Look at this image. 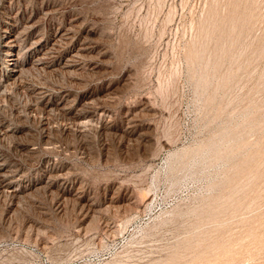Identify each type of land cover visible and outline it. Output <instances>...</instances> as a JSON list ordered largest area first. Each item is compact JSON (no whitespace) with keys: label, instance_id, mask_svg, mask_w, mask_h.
<instances>
[{"label":"rangeland","instance_id":"374dc122","mask_svg":"<svg viewBox=\"0 0 264 264\" xmlns=\"http://www.w3.org/2000/svg\"><path fill=\"white\" fill-rule=\"evenodd\" d=\"M263 70L264 0H0V264H264Z\"/></svg>","mask_w":264,"mask_h":264},{"label":"bare ground","instance_id":"6f19581e","mask_svg":"<svg viewBox=\"0 0 264 264\" xmlns=\"http://www.w3.org/2000/svg\"><path fill=\"white\" fill-rule=\"evenodd\" d=\"M235 9V8H234ZM19 10V9H18ZM24 11V10H23ZM10 17V16H9ZM227 18V17H226ZM237 18V16H236ZM214 20V19H213ZM25 21V20H24ZM51 23V22H50ZM67 23V22H66ZM74 24V23H73ZM13 25V24H12ZM62 25V24H61ZM21 26V25H20ZM23 26V25H22ZM39 26V25H38ZM41 26V24H40ZM69 26V25H68ZM228 26V25H227ZM59 27V26H58ZM20 28V27H19ZM4 29V28H3ZM58 29V28H57ZM65 30V29H64ZM6 31V30H5ZM13 31V30H12ZM85 33V32H84ZM34 34V33H33ZM54 35V34H53ZM61 35V34H60ZM78 35V34H77ZM207 35V34H206ZM23 36V35H22ZM32 36V35H31ZM44 36V35H43ZM89 36V35H88ZM62 37V36H60ZM62 40V39H60ZM209 40V39H208ZM48 41V40H47ZM244 41V40H243ZM25 42V41H24ZM88 42V41H87ZM6 43V42H5ZM16 43V36L13 35L11 36V38L8 40L7 42V46H6V53L7 55L11 54L12 52V48ZM49 43V42H48ZM200 43V42H199ZM249 43V42H248ZM51 44V43H50ZM93 45V44H92ZM21 47V46H20ZM40 47V46H39ZM17 48V47H16ZM49 48V47H48ZM66 48V47H65ZM90 49V48H89ZM18 50H19V47H18ZM25 50V49H24ZM81 50V49H80ZM50 51V50H49ZM76 51V50H75ZM74 51V52H75ZM84 51V50H83ZM20 52V51H19ZM30 52V51H29ZM220 52V51H219ZM46 53V52H45ZM81 53V52H80ZM88 53V52H86ZM209 53V52H208ZM212 53V52H211ZM44 54V53H43ZM70 54V53H69ZM238 54V53H237ZM53 55V54H52ZM37 57V56H36ZM71 57V56H70ZM10 58V57H9ZM40 58V56H39ZM60 58V57H59ZM15 59V58H14ZM14 59H10L9 61H12V63L10 64V66H13V63L15 62ZM33 62H34V59H32ZM23 61V60H22ZM66 61V60H65ZM233 61V60H232ZM39 63V62H38ZM68 63V62H67ZM73 63V62H72ZM33 64V63H32ZM76 64V63H75ZM28 65V64H27ZM41 65V64H40ZM45 65V64H44ZM77 66V65H76ZM84 66V65H82ZM22 67V66H21ZM11 68V67H10ZM33 68V67H32ZM61 68V67H60ZM51 69V68H50ZM74 69V68H73ZM229 70V68H228ZM264 71V70H263ZM12 72H14V74L17 72V70H15L14 68L12 69ZM221 77V75H220ZM12 78V76H11ZM206 78V77H205ZM198 82L196 83V90L198 92V90H203L204 88H201L203 85H204V82L205 79L203 77V75L200 73L199 76H198ZM11 80V79H10ZM219 81V80H218ZM18 82V81H17ZM25 83V81L23 82ZM229 83V82H228ZM6 84V83H5ZM28 84V83H27ZM1 85V83H0ZM8 85V84H7ZM33 85V84H32ZM2 86V85H1ZM17 86V85H16ZM19 87V86H18ZM63 87V86H62ZM204 87V86H203ZM26 88V86H25ZM44 88V87H43ZM253 88V86H252ZM35 89V88H34ZM46 89V87H45ZM1 90V89H0ZM58 90V89H57ZM46 91V90H45ZM48 91V90H47ZM52 92V91H51ZM68 92V91H67ZM199 93V92H198ZM215 93V92H214ZM31 94V93H30ZM35 94V93H34ZM203 95V94H202ZM85 96V95H84ZM73 97V96H72ZM51 98V97H50ZM89 98V97H88ZM227 98V97H226ZM43 99V98H42ZM77 99V98H76ZM230 99V98H229ZM89 100V99H88ZM57 101V100H56ZM44 103V102H43ZM46 104V103H45ZM51 104V103H50ZM57 105V104H56ZM76 105V104H75ZM44 106V105H43ZM65 106V105H64ZM49 107V106H48ZM80 108V107H79ZM81 109V108H80ZM60 110V109H59ZM100 110V109H99ZM86 111V110H85ZM91 111V110H90ZM45 112V111H44ZM53 112V111H52ZM76 112V111H75ZM84 112V111H83ZM63 113V112H62ZM78 113V112H77ZM95 113V112H94ZM103 113V112H102ZM46 114V113H45ZM93 114V113H92ZM81 115V114H80ZM105 115V114H104ZM248 116V115H247ZM102 117V116H101ZM242 117V116H241ZM84 118V117H83ZM82 117L81 118H77V121L80 122L81 119H83ZM70 119V118H69ZM92 119V118H91ZM94 119V118H93ZM233 119V118H231ZM235 119V118H234ZM76 120V119H75ZM71 121V120H70ZM73 121V120H72ZM240 121V120H239ZM83 123V122H82ZM230 123V122H229ZM227 124V123H226ZM126 125V124H125ZM83 127V126H82ZM223 128V127H222ZM121 130V129H120ZM108 131V130H107ZM264 131V130H263ZM130 135V134H129ZM125 136V135H124ZM237 139V138H236ZM225 136L224 134L222 135L221 134H216L214 135L213 137H211L210 139H208L205 143H201V145H199L195 151L189 153L186 155V158H184L183 161H181L179 163V165L177 166L178 170L177 172H184V174L182 175L181 178H185V177H188V176H193L194 174H196L198 172V170H205L208 166H210L212 163L210 162V159H209V156L212 155L211 153L213 151H219L220 148H222L223 145H225ZM183 153V152H182ZM185 154V153H183ZM182 155V154H180ZM220 156V155H219ZM179 156H177V158H175L173 161L175 160H178ZM173 161H170L169 164H168V169L172 170L171 169V163ZM7 164V163H6ZM215 164V163H214ZM260 164V163H259ZM217 165V163H216ZM5 166V165H4ZM11 167V166H10ZM259 167V166H258ZM46 171V170H45ZM223 171V170H222ZM3 172V171H2ZM179 172V173H180ZM55 174V173H54ZM53 175V174H52ZM17 176V174H16ZM23 176V175H22ZM224 177V176H223ZM222 178V177H221ZM59 180V179H58ZM1 182V181H0ZM53 182V181H52ZM57 182V181H56ZM180 182V181H179ZM17 183V182H16ZM15 183V184H16ZM181 183V182H180ZM11 184V181H7L4 185H5V189H8L9 188V185ZM48 185V184H47ZM54 186V185H53ZM79 186V185H78ZM15 187V186H14ZM240 187V186H239ZM17 190V189H16ZM209 190V188H208ZM51 192V191H50ZM61 192V191H60ZM206 192V191H205ZM11 193V192H10ZM20 193V192H19ZM212 193V192H211ZM70 195V194H69ZM88 196V195H87ZM56 197V196H55ZM58 198V197H57ZM64 198V197H63ZM69 198V197H68ZM132 198V197H131ZM88 199V198H87ZM93 199V198H92ZM91 199V200H92ZM72 200V199H71ZM84 200V199H83ZM85 201V200H84ZM78 202V201H77ZM112 202V201H111ZM110 202V203H111ZM95 204V203H94ZM109 204V203H108ZM87 205V204H86ZM90 208V207H89ZM92 209V208H91Z\"/></svg>","mask_w":264,"mask_h":264}]
</instances>
